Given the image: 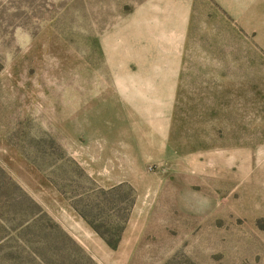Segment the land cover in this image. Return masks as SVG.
I'll return each instance as SVG.
<instances>
[{"label": "rangeland", "instance_id": "rangeland-1", "mask_svg": "<svg viewBox=\"0 0 264 264\" xmlns=\"http://www.w3.org/2000/svg\"><path fill=\"white\" fill-rule=\"evenodd\" d=\"M0 264H264V0H0Z\"/></svg>", "mask_w": 264, "mask_h": 264}, {"label": "trees", "instance_id": "trees-1", "mask_svg": "<svg viewBox=\"0 0 264 264\" xmlns=\"http://www.w3.org/2000/svg\"><path fill=\"white\" fill-rule=\"evenodd\" d=\"M63 159L73 165L77 177L84 183L79 182L74 187L73 194L68 197L72 200L73 207L111 248H116L126 221L125 216L121 217L118 212L123 209L122 203L126 202V209L134 204L133 189L126 183L102 188L73 159L66 154ZM85 183L90 187H86Z\"/></svg>", "mask_w": 264, "mask_h": 264}, {"label": "crops", "instance_id": "crops-1", "mask_svg": "<svg viewBox=\"0 0 264 264\" xmlns=\"http://www.w3.org/2000/svg\"><path fill=\"white\" fill-rule=\"evenodd\" d=\"M150 146L148 144H145L144 141H142L140 143L139 146L137 145H133L132 147H130L129 149H125V150H130L129 152L131 153L130 155L125 156V162L127 164H129L131 161H135V159L131 160L132 158H135L137 156V152L138 149L142 150V149H149ZM129 160V162H128ZM89 173H91V175L93 177H95L96 181L99 182L101 185H103L104 187H109L112 185H115L117 183L123 182V181H127L126 178L123 179V177L115 179L113 181L107 182L102 176L101 173L99 171H97V169L94 170H90ZM64 224V223H63ZM66 227V226H65ZM67 229L69 230V228L67 227ZM69 232L73 233L72 231L69 230ZM76 238H79V235L77 233H75L74 235Z\"/></svg>", "mask_w": 264, "mask_h": 264}]
</instances>
